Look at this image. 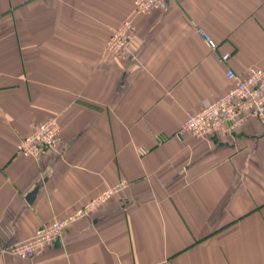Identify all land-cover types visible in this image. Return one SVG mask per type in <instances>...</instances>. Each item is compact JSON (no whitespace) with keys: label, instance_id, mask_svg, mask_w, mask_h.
I'll list each match as a JSON object with an SVG mask.
<instances>
[{"label":"crops","instance_id":"crops-1","mask_svg":"<svg viewBox=\"0 0 264 264\" xmlns=\"http://www.w3.org/2000/svg\"><path fill=\"white\" fill-rule=\"evenodd\" d=\"M133 1L0 0V264H264V125L177 135L229 88L226 68H264V0H166L138 16ZM128 17L119 58L105 41ZM48 118L57 146L19 154ZM111 187L40 254L5 251Z\"/></svg>","mask_w":264,"mask_h":264},{"label":"built area","instance_id":"built-area-1","mask_svg":"<svg viewBox=\"0 0 264 264\" xmlns=\"http://www.w3.org/2000/svg\"><path fill=\"white\" fill-rule=\"evenodd\" d=\"M166 0H134L133 15L150 14L165 7ZM133 17L123 19L111 29L105 41V49L119 57L128 55L132 38ZM202 39L212 49L215 43L210 35L199 29ZM229 53H221L217 61L225 63ZM229 88L217 95L210 103L188 114L180 123L179 137L190 134L197 139L213 137H231L249 120H256L264 125V68L251 67L244 74H237L232 68L225 69ZM60 141V125L55 118H48L32 127L29 133L19 138L16 151L26 157L38 159L54 149ZM114 188H106L80 208L64 218L54 219L37 228L24 241L8 247L5 251L19 258H31L43 252L60 238L67 226L91 213L105 202Z\"/></svg>","mask_w":264,"mask_h":264},{"label":"water","instance_id":"water-1","mask_svg":"<svg viewBox=\"0 0 264 264\" xmlns=\"http://www.w3.org/2000/svg\"><path fill=\"white\" fill-rule=\"evenodd\" d=\"M36 192H37V188H34L33 190H31V191L27 194V196H26V200H27L28 202H31V201L34 199V197H35V195H36Z\"/></svg>","mask_w":264,"mask_h":264},{"label":"rangeland","instance_id":"rangeland-1","mask_svg":"<svg viewBox=\"0 0 264 264\" xmlns=\"http://www.w3.org/2000/svg\"><path fill=\"white\" fill-rule=\"evenodd\" d=\"M152 13V12H151ZM130 44V43H129ZM221 64V63H220ZM223 64H225V63H223Z\"/></svg>","mask_w":264,"mask_h":264}]
</instances>
